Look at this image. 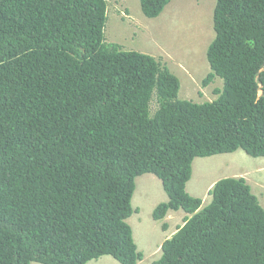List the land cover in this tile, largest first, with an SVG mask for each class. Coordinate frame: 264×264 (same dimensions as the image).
<instances>
[{"label":"trees","instance_id":"16d2710c","mask_svg":"<svg viewBox=\"0 0 264 264\" xmlns=\"http://www.w3.org/2000/svg\"><path fill=\"white\" fill-rule=\"evenodd\" d=\"M172 0H140L157 18ZM108 0H0V264H139L136 178L153 218L184 222L153 264H264V207L245 177L187 191L197 157H264V0H216L207 50L223 86L179 97L168 62L108 42Z\"/></svg>","mask_w":264,"mask_h":264},{"label":"rangeland","instance_id":"374dc122","mask_svg":"<svg viewBox=\"0 0 264 264\" xmlns=\"http://www.w3.org/2000/svg\"><path fill=\"white\" fill-rule=\"evenodd\" d=\"M215 4L216 0H172L160 18H149L143 13L140 0H108L105 37L125 49L149 53L168 62L180 79V98L197 102L212 100L214 88L223 86L222 79L216 76L206 87L202 81L211 72L207 50L215 36ZM195 74L197 77L192 81ZM227 177L250 179L253 192L264 204V157H254L243 150L195 158L186 188L207 204L211 201L208 191ZM167 200L168 195L156 175L145 173L136 178L132 205L138 212L128 221L138 249L145 255L139 264H153L162 253V243L184 222L183 210L171 211L161 221L153 218L157 204ZM87 264L121 263L112 255H103Z\"/></svg>","mask_w":264,"mask_h":264},{"label":"clouds","instance_id":"9594fccd","mask_svg":"<svg viewBox=\"0 0 264 264\" xmlns=\"http://www.w3.org/2000/svg\"><path fill=\"white\" fill-rule=\"evenodd\" d=\"M213 27H214V25H213ZM215 35H216V34H215ZM214 38H215V36H214ZM214 38H213V39H214ZM213 39L211 40V42L213 41ZM211 42H210V43H211ZM210 43H209V45H210ZM208 47H209V46H208ZM194 77H197V74H195V75L191 78V80H192ZM215 77H216V76H215ZM215 77H214V78H215ZM218 77H219V76H218ZM221 79H222V78H221ZM213 80H214V79H213ZM213 80H212V81H213ZM192 81H193V80H192ZM212 81H211V82H212ZM202 82H203V81H202ZM211 82H210V83H211ZM222 82H223V80H222ZM210 83H209L208 85H210ZM202 85H203V84H202ZM208 85H206V86H208ZM206 86H204V87H206ZM215 88H218V87H215ZM215 88H214V90H215ZM214 90H213V94H214ZM214 95H215V94H214ZM215 97H216V95H215ZM204 101H206V100H204ZM204 101H202V102H204ZM196 102H197V101H196ZM208 192H209V191H208ZM204 204H205V203H204Z\"/></svg>","mask_w":264,"mask_h":264},{"label":"crops","instance_id":"0c3cea01","mask_svg":"<svg viewBox=\"0 0 264 264\" xmlns=\"http://www.w3.org/2000/svg\"><path fill=\"white\" fill-rule=\"evenodd\" d=\"M169 6V4L166 6V8L164 9V11L162 12V14H160L159 15V18L163 15V13L165 12V10L167 9V7ZM245 176H247V175H245ZM247 179V178H246ZM247 181L250 183L251 182V180L249 179H247ZM250 185L252 186V184L250 183ZM252 190H253V186H252ZM261 202V204L263 205V207H264V204H263V202L262 201H260Z\"/></svg>","mask_w":264,"mask_h":264}]
</instances>
